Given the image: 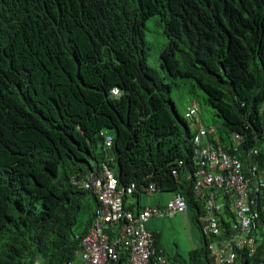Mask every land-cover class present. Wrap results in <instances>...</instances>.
<instances>
[{
	"label": "trees",
	"instance_id": "trees-1",
	"mask_svg": "<svg viewBox=\"0 0 264 264\" xmlns=\"http://www.w3.org/2000/svg\"><path fill=\"white\" fill-rule=\"evenodd\" d=\"M106 1L108 8L94 10L96 0L84 2L80 15L92 10L93 23L63 9L0 22V54L24 46L15 45L12 35L20 28L46 31L48 50L35 49L32 55L49 74L7 76L11 86L21 88L22 109L13 108L10 94L0 87V136L13 131L0 146V264H74L97 206L95 195L74 179L104 162L103 147L97 151L101 130L114 136L112 157L121 186L154 183L160 192L187 194L193 209L185 171L178 176L182 184L170 174L178 158L192 169V133L165 104L177 80L191 81L203 92L225 131L244 136V164L248 149H261L264 81L254 66L257 46L248 28H234L228 13L205 10L199 0ZM16 2L23 11L24 0ZM156 12L166 21L159 70L147 63L151 47L144 38L147 19ZM49 28L57 33L51 36ZM94 32L102 38H93ZM4 65L0 56V72ZM114 87L121 91L117 98L109 95ZM161 236H154L155 246ZM197 249L190 251V263L208 264L207 253L202 257ZM239 253L244 261L246 255Z\"/></svg>",
	"mask_w": 264,
	"mask_h": 264
},
{
	"label": "clouds",
	"instance_id": "clouds-1",
	"mask_svg": "<svg viewBox=\"0 0 264 264\" xmlns=\"http://www.w3.org/2000/svg\"><path fill=\"white\" fill-rule=\"evenodd\" d=\"M86 0H24V10L20 11L17 8L16 0H0V22H4L7 17H23L28 18L34 15L37 12L51 14L56 10H65L73 18H80L83 20H87L93 23L91 12L94 9L98 8H108L110 3L106 0H96L95 7L90 10V12L80 15V11L84 6V2ZM184 0H180L182 3ZM202 4H204L205 10L215 9L220 13L225 12L228 13L231 17L232 24L234 28H248L252 32V37L256 42L257 50L256 56L254 58V66L258 74L260 75V81H264V49H262L264 43V0H199ZM152 18H156V22L159 26H161V34L164 36L163 26L165 25V20H163L160 14L154 13L150 16L147 21ZM147 23V22H146ZM235 24V25H234ZM21 32L16 31L13 32V38L15 41V45L24 44L23 47H20L18 51H11L9 55L0 54L1 57L5 60V65L3 70L0 72V87L6 90L11 96L12 107L15 109H22L24 98L22 95V91L20 86H11L7 81V76L9 75L12 78L18 77L20 75H24V72L28 76H33L34 78H44L49 74L43 73L40 67L37 66L34 56L32 55V51L35 49H43L48 50V38H46V31L43 28H20ZM52 32L53 36L57 33L56 28H49ZM146 35V24L144 30V38ZM92 37L95 39L102 38V35L94 32ZM228 42H230L228 40ZM55 44V43H54ZM58 49L60 46L57 45ZM256 49V48H255ZM53 53H61V51ZM255 52V50H254ZM14 63H26L29 65L28 69L17 68ZM63 77V74H60V78ZM176 83V82H175ZM175 85V84H174ZM174 85L172 84V89ZM171 93V92H170ZM110 97L117 98L121 95V91L118 87H114L109 92ZM264 101V95H263ZM166 106L168 107V111L170 113H174L175 109L180 118L187 124L190 129L191 136V154L189 155L190 162L192 163V169L187 170V162L183 158H178L173 163L172 168L170 169V174L172 178L175 180L177 184H182V181L179 179L180 173H183L184 180L187 182V186L190 189L193 198L194 204L193 209L189 207V200L187 194H183L180 192H160L158 191L156 185L154 183L149 184L148 186H139V184L135 181L130 182L128 185L121 186L119 182V168L116 160L112 157V149L115 148V140L113 134L106 130H101L99 133V138L102 140V145L97 147V151H99L100 147H103V155L104 162L101 163L100 168L87 169L86 173L82 175L81 178H75L74 182L77 186L87 192L90 191L93 193L97 199V206L93 211V218L90 226L88 227L86 233L89 228L98 220L99 213L102 209H104L103 201L100 199V195L106 191L109 193L119 197L122 193V201H123V209L129 210L134 214L140 213L145 209H153L156 212L152 216L148 218L145 223V229L148 233L151 234L152 237V245L156 252V255L151 258V264H158L157 258L161 257L165 264H170V260L163 253V251L157 246H155V234L150 232L147 229V223L150 220L154 219H172L178 215L184 214L187 210H190L195 217V225L196 229L200 235V244L197 250H201L202 257L206 256L209 259L208 264H213L210 253L208 249L209 238H213L211 233L207 234L204 229V219L207 218L205 207L207 205V199L210 193L215 195L216 201L214 203V208L212 209L213 216L223 222L224 224H229L228 222L234 217L231 212V202L229 201L228 196H226L223 191L219 188L215 187H204L200 190L195 189V184L199 182V179L205 178L208 175L218 174L216 170H212L210 168V163L218 164L221 162L222 155H229L241 164V171L246 174L248 170H253L257 175H261L258 179H264V166L258 160V157L261 155V149H259L256 145H253L244 155V159L247 163L244 164L241 161L240 153L245 146V138L244 136L237 131H225L218 117L214 114L216 119L218 120V125L213 126H205L204 124H194V128L192 126V122L188 120L195 119L198 113V104L187 103V108L184 112V115H180L178 112L173 100L170 98L166 101ZM211 108V107H210ZM27 109L29 106L27 105ZM144 111L150 112L152 111L143 109ZM214 112V111H213ZM264 112V105L262 106V111ZM27 116V115H25ZM25 118V117H24ZM23 118V120H24ZM13 131L11 130L9 136H0V146L6 143L12 136ZM264 140V133L262 134V140ZM98 153V152H97ZM264 153V151H263ZM264 160V159H263ZM117 169V171H115ZM219 170V169H218ZM53 177L52 172L50 173ZM94 185H100L103 192H97L94 188ZM134 185L135 189L129 193L128 188ZM157 192L159 193H169L172 194V197L169 198L165 203H163V208H158L157 205H149L142 206L138 210H133L132 207H127L126 203L128 199L133 197H139L141 195L153 196ZM177 196L182 197L185 208L182 211H173L171 212L168 208V205L173 202L174 199L178 198ZM217 206V210H215ZM201 209V210H200ZM228 219L227 221H225ZM122 223H115L109 225L110 236L115 239L120 234V225ZM226 226V225H225ZM85 233V234H86ZM84 234V235H85ZM83 235V236H84ZM80 250V247H79ZM78 250V258L74 262V264H80V252ZM190 253V251H189ZM188 253V259L189 257ZM126 257V264L129 261L128 253H123L120 257V260ZM120 260L117 262L119 263ZM154 262V263H153ZM113 263V264H117ZM203 263V261H202ZM68 264H72L71 262ZM207 264V263H206ZM247 264H250L247 260Z\"/></svg>",
	"mask_w": 264,
	"mask_h": 264
},
{
	"label": "built area",
	"instance_id": "built-area-1",
	"mask_svg": "<svg viewBox=\"0 0 264 264\" xmlns=\"http://www.w3.org/2000/svg\"><path fill=\"white\" fill-rule=\"evenodd\" d=\"M210 168L218 174L211 173L199 179L195 189H221L230 197L231 212L234 215L228 222L229 227L225 228L223 222L212 214L216 198L213 193L209 194L205 207L208 217L204 219L203 229L213 236L209 238L208 245L213 264H247V260L264 264V249L261 250L264 246V179H258L261 175L253 170L244 174L238 160L225 154L219 165L210 163ZM94 188L97 192H103L100 185H94ZM134 189L135 186L131 185L127 191L131 193ZM106 192L100 195L104 209L81 239L80 264L117 263L123 253L129 255L128 264H151V258L156 252L145 223L156 210L147 208L134 214L123 209L122 193L117 197ZM177 197L168 205L171 212L185 208L182 197ZM119 222L122 223L119 227L120 234L113 239L108 230L109 225ZM239 252L246 255L244 261H241L243 257ZM157 263L165 264L161 257L157 258Z\"/></svg>",
	"mask_w": 264,
	"mask_h": 264
},
{
	"label": "crops",
	"instance_id": "crops-1",
	"mask_svg": "<svg viewBox=\"0 0 264 264\" xmlns=\"http://www.w3.org/2000/svg\"><path fill=\"white\" fill-rule=\"evenodd\" d=\"M263 152V151H262ZM172 194L157 196L141 195L128 199L126 206L138 210L142 206L161 205L165 203ZM195 217L190 210L170 220L154 219L147 223V229L155 235L162 234L158 247L170 260V264H192L188 259L189 251L197 249L200 244V236L196 229ZM162 231V232H161ZM172 232V241L166 239V234ZM117 264H126L123 257Z\"/></svg>",
	"mask_w": 264,
	"mask_h": 264
},
{
	"label": "rangeland",
	"instance_id": "rangeland-1",
	"mask_svg": "<svg viewBox=\"0 0 264 264\" xmlns=\"http://www.w3.org/2000/svg\"><path fill=\"white\" fill-rule=\"evenodd\" d=\"M161 28L162 27L157 24L156 18H152L146 23L145 38L149 46L151 47L150 56L147 57V63L155 70H159L160 68L158 60V51L165 44L164 36L161 34ZM170 98L173 100L178 112L182 116L184 115V112L187 108V103L189 104L197 102L199 108L198 113L195 119L188 120L192 122L193 128L195 123H202L205 126H216L219 124L218 120L214 116L213 110L204 103L203 92L197 87H195L191 81L177 80L173 87V90L170 93ZM259 147L262 151H264V140L260 142ZM115 171H117V169H115ZM156 195H169V193L157 192ZM172 238V232L169 231V234H166V239L172 241Z\"/></svg>",
	"mask_w": 264,
	"mask_h": 264
}]
</instances>
